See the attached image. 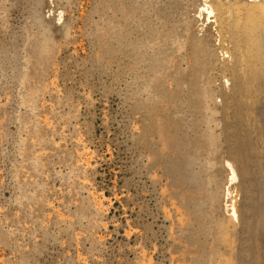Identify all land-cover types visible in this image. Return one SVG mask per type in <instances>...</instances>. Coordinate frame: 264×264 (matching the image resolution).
<instances>
[{
	"label": "rangeland",
	"instance_id": "obj_1",
	"mask_svg": "<svg viewBox=\"0 0 264 264\" xmlns=\"http://www.w3.org/2000/svg\"><path fill=\"white\" fill-rule=\"evenodd\" d=\"M182 1L181 31L219 43L212 0ZM137 11L133 28L125 0H0V264H174L186 213L248 220L232 162L212 153L204 185L174 169L172 75L142 63Z\"/></svg>",
	"mask_w": 264,
	"mask_h": 264
},
{
	"label": "bare ground",
	"instance_id": "obj_2",
	"mask_svg": "<svg viewBox=\"0 0 264 264\" xmlns=\"http://www.w3.org/2000/svg\"><path fill=\"white\" fill-rule=\"evenodd\" d=\"M162 1L125 0V26L134 28L127 16L138 9V24L143 28L140 37L154 47L142 63L152 73L167 66L171 71L174 169H183L186 174L200 171L196 177L204 185L213 181L209 176L207 179L206 168L214 164L211 158L215 155L216 161L224 158L228 164L232 162L233 172L234 165L237 167L240 173L231 180L243 176L239 181L241 191L251 189L254 193L251 199L246 198L248 203L251 200L248 220L233 224L224 219L219 232L210 225L213 222L207 224L213 217L206 211L199 210L193 218L182 212L184 217L178 219L182 225L187 224L186 232L181 231L185 236L173 248V262L264 264V190L257 184L261 177L264 181V0H212L208 14L216 11L217 44L208 29L202 35L193 29L181 31L190 20L184 21L182 16L184 1ZM125 37L130 40L132 33L126 31ZM216 71L220 82L213 86L211 75ZM160 119H156V128L162 131ZM217 246L220 250L214 252Z\"/></svg>",
	"mask_w": 264,
	"mask_h": 264
}]
</instances>
